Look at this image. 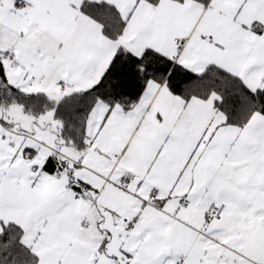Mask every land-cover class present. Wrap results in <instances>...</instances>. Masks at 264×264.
Segmentation results:
<instances>
[{"label":"snow or ice","instance_id":"6c2138e0","mask_svg":"<svg viewBox=\"0 0 264 264\" xmlns=\"http://www.w3.org/2000/svg\"><path fill=\"white\" fill-rule=\"evenodd\" d=\"M0 264H264V0H0Z\"/></svg>","mask_w":264,"mask_h":264}]
</instances>
